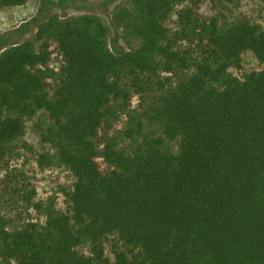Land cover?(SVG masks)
<instances>
[{"label":"trees","instance_id":"trees-1","mask_svg":"<svg viewBox=\"0 0 264 264\" xmlns=\"http://www.w3.org/2000/svg\"><path fill=\"white\" fill-rule=\"evenodd\" d=\"M127 3L114 12L139 42L127 51L92 14L49 16L0 50V169L44 112L37 165L71 176L42 223L0 212V264H264V67L229 72L245 52L264 64V28L204 18L200 0Z\"/></svg>","mask_w":264,"mask_h":264},{"label":"rangeland","instance_id":"rangeland-1","mask_svg":"<svg viewBox=\"0 0 264 264\" xmlns=\"http://www.w3.org/2000/svg\"><path fill=\"white\" fill-rule=\"evenodd\" d=\"M122 7H129L127 0H30L23 6L5 8L0 12V50L8 47L11 42L33 40L36 27L49 16L92 14L107 27V40L111 50L127 51L139 42L130 37L114 20V12ZM199 12L204 18L223 15L229 21L244 17L264 28V0H238L230 4L217 0H200ZM175 22L176 16L173 13L166 25L173 28ZM50 50L51 58L46 70L52 75L59 69L62 60L55 43H50ZM263 67L264 64L259 63L250 52H245L242 54L241 67L229 72L241 78L243 74ZM48 122V116L44 112H38L27 120L25 134L16 143V152L8 159L6 167L0 169V212L10 220L11 226L42 223L48 205L59 210L64 209L63 192L69 188L71 176L62 167H39L36 162L38 153L46 151L39 137L40 127ZM165 147L175 152L176 142L165 141ZM7 174L9 179L5 180ZM13 175L15 179L11 182ZM26 190L34 192L30 203L22 199L23 191L25 193ZM106 255L111 261L112 255L108 246Z\"/></svg>","mask_w":264,"mask_h":264}]
</instances>
